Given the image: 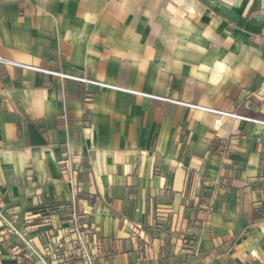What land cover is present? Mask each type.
<instances>
[{
  "label": "crops",
  "instance_id": "crops-1",
  "mask_svg": "<svg viewBox=\"0 0 264 264\" xmlns=\"http://www.w3.org/2000/svg\"><path fill=\"white\" fill-rule=\"evenodd\" d=\"M0 56L264 119V0H0ZM218 118L0 64V264L74 211L96 264H264V125Z\"/></svg>",
  "mask_w": 264,
  "mask_h": 264
},
{
  "label": "built area",
  "instance_id": "built-area-1",
  "mask_svg": "<svg viewBox=\"0 0 264 264\" xmlns=\"http://www.w3.org/2000/svg\"><path fill=\"white\" fill-rule=\"evenodd\" d=\"M0 64L10 65V66L18 67L21 69L33 71L36 73H41L44 75H51L53 77H57L60 79L90 84V85L100 87V88H106L110 90L131 93V94H135V95H139V96H143L147 98L156 99V100L163 101V102L170 103V104L182 105V106L190 107L192 109H198V110H202L206 112H211L219 116V118L214 121L215 125L221 124V117L237 118V119H242L244 121L264 125V119L245 117V116L237 115L232 112L214 110L208 107L186 103L179 99H174V98L167 97V96H157V95L142 93V92L134 91V90H131L125 87L103 83L101 81H97L87 76L72 75V74L65 73L61 70L49 69V68L42 67V66H35V65L24 64V63H20L16 61H10L1 56H0ZM71 224L72 226L66 230L67 249L70 251L69 257L73 260L71 264H96V261L100 259L101 251L103 249L102 241H100L95 236V233L91 231V227L89 228L85 222L82 223L78 220V216L75 211L72 214ZM3 232L6 233L8 231L7 229H4ZM62 246L63 245L59 243L56 248L55 247L54 249L51 248V252L55 253ZM251 255L255 256L253 252L251 253Z\"/></svg>",
  "mask_w": 264,
  "mask_h": 264
},
{
  "label": "trees",
  "instance_id": "trees-1",
  "mask_svg": "<svg viewBox=\"0 0 264 264\" xmlns=\"http://www.w3.org/2000/svg\"><path fill=\"white\" fill-rule=\"evenodd\" d=\"M58 209H60L61 211H68V209H70V207L67 206V205H64V206H60V207H58ZM77 216H78V218H79L80 220L87 219L88 224H89L88 227H89V228L91 227V231H93V229H92V221H91V219H90L89 217H87V216L84 215L83 213H77ZM47 230H49V228H47Z\"/></svg>",
  "mask_w": 264,
  "mask_h": 264
}]
</instances>
